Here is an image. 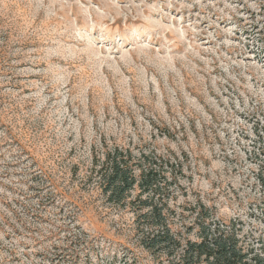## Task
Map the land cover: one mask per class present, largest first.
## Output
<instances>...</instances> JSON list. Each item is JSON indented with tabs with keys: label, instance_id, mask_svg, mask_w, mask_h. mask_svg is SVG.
<instances>
[{
	"label": "rangeland",
	"instance_id": "obj_1",
	"mask_svg": "<svg viewBox=\"0 0 264 264\" xmlns=\"http://www.w3.org/2000/svg\"><path fill=\"white\" fill-rule=\"evenodd\" d=\"M115 148L264 248V0H0V264H167L92 177Z\"/></svg>",
	"mask_w": 264,
	"mask_h": 264
},
{
	"label": "trees",
	"instance_id": "obj_2",
	"mask_svg": "<svg viewBox=\"0 0 264 264\" xmlns=\"http://www.w3.org/2000/svg\"><path fill=\"white\" fill-rule=\"evenodd\" d=\"M167 164L115 148L96 161L92 177L108 202L134 212L140 244L167 264H264V248L247 242L235 221L222 220L200 199L175 204L180 186ZM259 181L264 187V157Z\"/></svg>",
	"mask_w": 264,
	"mask_h": 264
}]
</instances>
